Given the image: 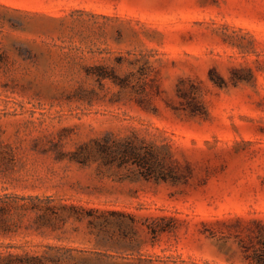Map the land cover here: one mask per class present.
I'll use <instances>...</instances> for the list:
<instances>
[{
  "label": "rangeland",
  "instance_id": "obj_1",
  "mask_svg": "<svg viewBox=\"0 0 264 264\" xmlns=\"http://www.w3.org/2000/svg\"><path fill=\"white\" fill-rule=\"evenodd\" d=\"M254 253L264 0H0V264Z\"/></svg>",
  "mask_w": 264,
  "mask_h": 264
},
{
  "label": "trees",
  "instance_id": "obj_2",
  "mask_svg": "<svg viewBox=\"0 0 264 264\" xmlns=\"http://www.w3.org/2000/svg\"><path fill=\"white\" fill-rule=\"evenodd\" d=\"M126 154L129 155L130 158L134 161V149L128 148L126 150ZM58 249H63L64 252H68L69 249H65L62 247H57ZM45 258V257H44ZM44 258L37 256V255H26L22 260H20V263L24 264H44ZM46 260L51 261L53 264H63L62 263V256L60 254L53 256L52 258H49L47 256L45 258ZM251 262L252 264H264V256L254 253L251 255ZM24 261V262H22Z\"/></svg>",
  "mask_w": 264,
  "mask_h": 264
}]
</instances>
